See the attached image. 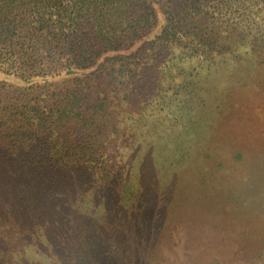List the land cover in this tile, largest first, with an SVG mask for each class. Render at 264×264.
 Segmentation results:
<instances>
[{
  "label": "trees",
  "instance_id": "1",
  "mask_svg": "<svg viewBox=\"0 0 264 264\" xmlns=\"http://www.w3.org/2000/svg\"><path fill=\"white\" fill-rule=\"evenodd\" d=\"M259 59L264 0H0V72L24 82L0 81V264H79L119 240L151 255L158 137L204 78Z\"/></svg>",
  "mask_w": 264,
  "mask_h": 264
},
{
  "label": "rangeland",
  "instance_id": "2",
  "mask_svg": "<svg viewBox=\"0 0 264 264\" xmlns=\"http://www.w3.org/2000/svg\"><path fill=\"white\" fill-rule=\"evenodd\" d=\"M243 67L204 78L200 104L158 137L172 146L160 198L143 205L146 225L158 227L153 256L119 240L79 264H264V59ZM0 81L24 85L2 72Z\"/></svg>",
  "mask_w": 264,
  "mask_h": 264
}]
</instances>
